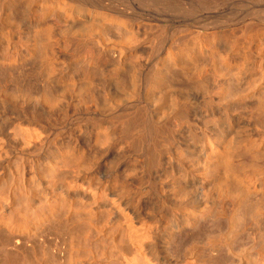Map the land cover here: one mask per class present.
Returning a JSON list of instances; mask_svg holds the SVG:
<instances>
[{
	"label": "bare ground",
	"instance_id": "obj_1",
	"mask_svg": "<svg viewBox=\"0 0 264 264\" xmlns=\"http://www.w3.org/2000/svg\"><path fill=\"white\" fill-rule=\"evenodd\" d=\"M104 2L0 0V241L50 233L52 264H264V31L168 38ZM208 42L240 56L217 100L201 65L175 84Z\"/></svg>",
	"mask_w": 264,
	"mask_h": 264
},
{
	"label": "rangeland",
	"instance_id": "obj_2",
	"mask_svg": "<svg viewBox=\"0 0 264 264\" xmlns=\"http://www.w3.org/2000/svg\"><path fill=\"white\" fill-rule=\"evenodd\" d=\"M103 2H104V0H102ZM109 2V3H107V2ZM172 1V0H171ZM178 1V0H177ZM183 2L182 4L181 3H179V2ZM179 0V2H176V4L178 3L179 5H181V7L179 6V11H181V12H179L178 11V13L180 14V16H178L179 14H176L177 13V11H176V13L175 12H173V11H171L170 9H166L164 6H161V3L158 5V6H150L151 8H149V7H143V4L142 5H140V2L138 1V0H105V5H107L108 4V7H110L111 9H118V8H120V9H127L128 10V12L130 13V14H132V16L134 17V19H137L139 22H142V26H144V25H147V28H145V29H148V28H150L151 26L153 27H151L152 28V30H154L153 32H155L156 31V26L158 25V27H159V24H160V26H162L163 28H165L166 29V37H171V36H173L172 34H175V33H180L181 35H182V37H184V36H186V38L185 39H187V37L188 38H190V39H194V37H196V35H198V34H201V35H205L206 37H208V36H210L209 34H215V33H217L218 35H221L222 34V32H224V34H225V32H227V31H235L236 33H237V35H238V33H240L239 32V30L240 29H244V28H247V27H249V25H250V27H256L257 28V30L259 29V30H263L264 31V0H207L209 3H210V5H208V4H206L205 5V7L204 8H201V6H200V1H197V0ZM201 1H203V0H201ZM175 1L173 0V2L172 3H174ZM103 3V4H104ZM110 3H112V6H109V4ZM113 3H114V5H113ZM184 3H187L186 5L184 4ZM191 4V6H192V8H195L196 10H198L199 11V13H195V11H192L193 13H195V14H193V13H189V11H188V9L191 7V6H189V4ZM192 3H193V5H192ZM212 3H213V5H212ZM129 4V5H128ZM131 4V5H130ZM164 4V3H163ZM162 4V5H163ZM199 4V5H198ZM111 5V4H110ZM118 6V8L116 7V6ZM133 5V6H132ZM186 7H184V6ZM220 6V8H215V7H217V6ZM225 5V6H224ZM122 6V7H121ZM188 6V7H187ZM210 6H211V9H210ZM215 6V7H214ZM218 6V7H219ZM131 7V8H130ZM144 9H143V8ZM198 7H200L199 9H198ZM132 8H134L133 9V11H132ZM136 8V9H135ZM139 8V9H138ZM148 8V9H147ZM165 8V9H164ZM188 8V9H187ZM130 9V10H129ZM141 9V10H140ZM182 9H187L185 12L189 15V17H188V15L187 14H184V10H182ZM135 10V11H134ZM161 12H160V11ZM201 10V11H200ZM205 10V11H204ZM132 11V12H131ZM143 11V12H142ZM165 11V12H164ZM183 12V13H182ZM210 12V13H209ZM137 13H139V14H137ZM166 13V14H165ZM176 15H175V14ZM134 14V15H133ZM136 14V15H135ZM150 14V15H149ZM183 14V16H181ZM194 16H193V15ZM197 14V15H196ZM199 14V15H198ZM144 15V16H143ZM196 15V16H195ZM218 15V16H217ZM228 15V16H227ZM141 16V17H140ZM142 16L145 18H142ZM153 16H155L154 18H153ZM157 16V17H156ZM171 16V17H170ZM172 16H174V17H172ZM185 16V17H184ZM190 16H193V17H190ZM217 16V17H216ZM230 16V17H229ZM148 17V18H147ZM151 17H152V19H151ZM169 17V18H168ZM188 17V18H187ZM195 17H197V18H195ZM226 17V18H225ZM232 17V18H231ZM141 18V19H140ZM185 18V19H184ZM211 18V19H210ZM230 18V19H229ZM168 21H167V20ZM174 19V20H173ZM183 19V20H182ZM191 19H193V20H191ZM198 19H200V20H198ZM229 19V20H228ZM141 20V21H140ZM153 20V21H152ZM176 20V21H175ZM178 20V21H177ZM185 20H187V21H185ZM246 20V21H245ZM159 21L160 23H157V22ZM180 21V22H179ZM183 21V22H182ZM192 21V22H191ZM215 21H216V24H215ZM221 21H224L223 23L221 22ZM154 22L156 25L154 26V23L152 24V23ZM182 22V23H181ZM186 22V23H185ZM226 22V23H225ZM241 22V23H240ZM152 24V25H150V24ZM162 23V24H161ZM171 23V24H170ZM222 23V24H221ZM148 24H149V26H148ZM165 24V25H164ZM185 24V25H184ZM187 24V25H186ZM232 24V25H231ZM255 24H257L256 26H255ZM168 27H167V26ZM169 25H170V27H169ZM227 25V26H226ZM259 25V26H258ZM185 26V27H184ZM226 26V28H224ZM154 27H155V29H154ZM235 27V28H234ZM261 27H262V29H261ZM151 28H150V30H151ZM176 30H175V29ZM180 30H179V29ZM256 28H254V29H256ZM170 29V30H169ZM177 29H178V31H177ZM236 29V30H235ZM173 30H175V32L173 33ZM182 30V31H181ZM208 30V31H207ZM241 30V31H242ZM177 31V32H176ZM190 31V32H189ZM205 31V32H204ZM238 31V32H237ZM262 31V32H263ZM152 32V31H151ZM150 32V33H151ZM182 32V33H181ZM194 34H196V35H193V33ZM221 32V33H220ZM172 33V34H171ZM220 33V34H219ZM152 34V33H151ZM169 34V35H168ZM211 34V35H212ZM184 35V36H183ZM190 35H192V36H190ZM184 38H182V39H184ZM208 38H211V37H208ZM260 40H257V42L258 41H261L262 39V41L259 43L258 42V46H259V48H261V49H264V36H262V37H260L259 38ZM105 41L107 42V44L108 43H111V42H114V37L111 35L110 36V34L108 35V36H106L105 37ZM209 43V42H208ZM261 43H263L262 45H261ZM212 45V44H214V42L213 43H209V45ZM209 45H207L205 48L206 49H208V48H212L211 50L210 49H208L209 51H208V53L206 54V53H203V54H201V55H198L200 58H202V59H200L199 57H194V58H189V59H191V60H189L188 58H185V61H183V63H181L183 66H184V68L182 67V65L181 64H179L180 65V67H178V68H180L178 71H177V73H176V70L178 69H176V67H174L173 68V70H174V74L175 75H177L181 70L182 71H184V72H182L181 71V73L183 74H181V73H179L180 75H182V76H180V75H177L179 78H177V80L179 81V82H177V83H175L176 84V86L177 87H183L184 85H185V82H184V80H185V78L187 77V75H186V72H187V74L189 73V69H187V68H190V66H191V68H190V70H195L199 65H201V67H204V69L206 68V73H208L207 75H208V77H209V79H208V81L209 80H211L210 82H209V85H210V83H211V85H210V89H211V93L213 92V96L216 94L217 95V97H216V95H215V97H214V100H217L218 99V89L216 88V87H218L219 88V84L221 83V82H223V81H225V80H230L231 82H233L232 80V78H233V75L231 76V74H233L232 72V70H230V69H232V67L234 66V64H233V62H234V59H238L239 57L238 56H236L237 58H235L234 57V59H233V62L231 63V65H227V66H224L223 65V63H224V59H220V58H226L227 59V57H228V52H225V49L227 48V47H223V49H222V47L221 46H223V45H217L219 48H217V46L215 45H213V46H209ZM261 46V47H260ZM220 47H221V49H222V52H223V54H226V55H223L222 54V52L220 51L221 49H220ZM225 48V49H224ZM245 48V50L247 49L246 47H244ZM216 49V50H215ZM217 49H218V51H217ZM228 49V48H227ZM215 52H214V51ZM228 51V50H227ZM210 52V53H209ZM218 52V53H217ZM211 53H213V54H211ZM223 55V57L220 55ZM209 54V55H208ZM211 54V55H210ZM215 54L217 55V56H215ZM202 56V57H201ZM208 56H211L210 57V59H208V58H206V57H208ZM221 56V57H220ZM225 56H227V57H225ZM215 57V58H214ZM219 57V58H218ZM213 58H214V60L216 61V59L219 61V62H215L214 61V63H213ZM189 60V62H188V60ZM194 59V60H193ZM198 59V60H197ZM203 59L206 61V62H204L203 61ZM225 59V60H226ZM201 60V61H200ZM209 60H211L212 62H211V65H210V62H209ZM199 61V62H198ZM221 61V62H220ZM193 62V63H192ZM196 62H198V63H196ZM202 62V63H201ZM189 64V65H186V64ZM190 63H192V64H190ZM204 63H206V64H204ZM215 63H216V69L214 68V67H209V66H214L215 65ZM219 63H221V64H218ZM196 64V65H195ZM203 64H204V66H203ZM213 64V65H212ZM206 65V66H205ZM209 65V66H208ZM222 65H223V67H225V69L224 68H222ZM226 65V64H225ZM185 66H187V67H185ZM208 66V67H207ZM193 67V68H192ZM195 67V68H194ZM200 67V66H199ZM200 67V68H201ZM227 67L229 68V70L227 69ZM231 67V68H230ZM213 68V69H212ZM185 69V70H184ZM207 69H209L210 71L209 72H207L208 70ZM219 69V70H218ZM226 69H227V72H226ZM16 70H18V69H16ZM16 70H14L15 72H16ZM213 70H215L213 73H212V71ZM221 70V71H220ZM217 71V72H216ZM229 71V72H228ZM232 71V72H231ZM15 72H11V74H15ZM17 72H19L18 74L16 73V75H14V79H17L18 78V76H21V77H19L20 79H17V81L15 80V82H18V84L19 85H21V87H22V85H24L23 84V82L21 81V78H22V75H20L21 73H20V70H18ZM190 72H192V71H190ZM220 73V75H219V73ZM221 72H222V74H221ZM224 72V73H223ZM231 73V74H230ZM212 74V75H211ZM217 74H218V76H217ZM226 74V75H225ZM228 74H230V75H228ZM189 75V74H188ZM210 75V76H209ZM13 76V75H12ZM15 76H17V77H15ZM212 76V77H211ZM215 76H217V77H215ZM221 76V77H220ZM224 76H225V78H224ZM228 76V77H227ZM182 77H184V78H182ZM216 79H215V78ZM180 78H182V79H180ZM210 78H212V79H210ZM228 78V79H227ZM219 79V80H218ZM222 79V80H221ZM19 80V81H18ZM23 80V79H22ZM213 80H214V83H213ZM184 82V84H183V82ZM216 81V82H215ZM19 82H21V83H19ZM11 84H13L12 83V81L10 82ZM9 83V85H11ZM179 83H181V84H183V86L181 85V84H179ZM212 83H213V86H212ZM27 83H25V85H26ZM33 84V83H32ZM216 84V85H215ZM243 84H244V86L246 85L245 83H241L240 84V86L241 87H243V88H241V90H243V89H245L246 87H244L243 86ZM9 85H7L6 87L8 88V86ZM33 85H37L36 83L35 84H33ZM216 86V87H215ZM12 87H14L15 88V83H14V86L13 85H11V88H10V86H9V89H10V92H8L9 91V89L8 90H6V92L8 93V94H10V93H12V95H14L13 93H14V91L15 90H11V89H13ZM27 87H28V85H27ZM26 87V89H28V90H26V89H23V90H25V92L27 93V91H29V93H25L23 90V92H18V93H16V95L15 96H17V94H19L17 97V99L18 100H21V98H19V97H25L24 95H26V96H28V97H30L31 96V98L30 99H34V98H37L38 97V95H37V90H35V89H37L38 88V85H37V88H33L34 90H30L29 88H27ZM240 88V87H239ZM180 89V88H179ZM214 90V91H213ZM31 92H33L32 94L34 95H32L31 94ZM35 92H36V95H35ZM214 92H215V94H214ZM21 93H23L24 95L23 96H20L21 95ZM7 94V95H8ZM28 94H30V95H28ZM191 97L193 98V95H194V97L196 96V94L194 93V92H191ZM6 95V96H7ZM11 95V94H10ZM10 95H8V96H10ZM7 96V98H9ZM33 96V97H32ZM37 96V97H36ZM197 97V96H196ZM253 98V97H252ZM255 99L257 98V97H254ZM253 98V99H254ZM249 99V100H248ZM247 99V101H248V103L246 102V104L247 105H249V103L251 104V102H250V97ZM253 99H251V101H252V103H253ZM254 99V100H255ZM35 100V99H34ZM11 102H14V101H11ZM11 105H13V103H10V104H6V106H11ZM244 106H242V108H240L239 109V111H238V109H236V111H238V113L236 112V114H239V113H241V112H243V108ZM245 107H248V106H245ZM242 110V111H241ZM245 118V117H244ZM246 122H248V121H246ZM9 132H11V130H9L8 131V133ZM5 134H6V140H8L9 138H8V134H7V132L5 131L4 132ZM11 139V138H10ZM10 141V140H9ZM237 158V157H236ZM240 159V158H239ZM238 158L237 159H234L235 161L236 160H239ZM242 159V158H241ZM153 188V187H152ZM50 236H52L53 238L50 240ZM49 237V239H47L46 240V238H48ZM55 236H53V235H51L50 233H49V235H45V237L41 240V239H37V238H34L30 243H29V245H30V247H26V248H22V249H20V250H18V251H15V250H13L12 249V247H11V245L10 244H8L6 241L4 242V241H0V250L2 251V253H1V251H0V255L1 254H3L4 253V255H6V256H4V255H1L0 257H5V258H7V259H5V258H0V262H2L1 260L2 259H4L5 261H6V263H5V261L3 260V262L2 263H4V264H42V261L45 259L46 260V262H50L51 264L54 262V260H57V259H59L60 257V253L61 252H57V251H60L62 248H63V246L62 245H60V242H59V239L58 238H56ZM41 240V241H40ZM55 240H56V242H55ZM40 241V242H39ZM42 241H48V243L47 242H45V243H41ZM52 242V244H51V242ZM32 243V244H31ZM48 245H47V244ZM57 243V244H56ZM8 244V245H7ZM40 244H42V245H40ZM46 244V245H45ZM50 244V245H49ZM9 245H10V247H9ZM41 246V247H40ZM46 246H47V249H46ZM50 246V247H49ZM61 246H62V248H61ZM4 249H3V248ZM32 247H33V249H32ZM34 248H36V249H34ZM40 248V249H39ZM44 248V249H43ZM57 248V249H56ZM59 248V249H58ZM3 249V250H2ZM29 249V250H28ZM51 251H50V250ZM54 249V250H53ZM41 250V251H40ZM43 250H45V251H43ZM48 251V253H47V251ZM44 252H46V253H44ZM55 254H54V253ZM48 254H50L51 255V257H50V255H48ZM58 254V255H57ZM43 255V256H42ZM55 255V256H54ZM46 256V257H45ZM49 258H48V257ZM53 256V257H52ZM56 256H57V258H56ZM10 258H11V260H10ZM39 258H40V261H39ZM53 258H56V259H53ZM10 260V262H9V260ZM43 259V260H42ZM50 259V260H49ZM13 260V261H12ZM42 260V261H41ZM53 260V261H52ZM41 262V263H40ZM48 262V264H50ZM2 263H0V264H2Z\"/></svg>",
	"mask_w": 264,
	"mask_h": 264
}]
</instances>
